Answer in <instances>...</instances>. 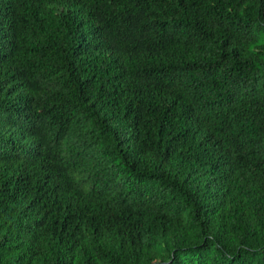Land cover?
<instances>
[{
  "label": "trees",
  "instance_id": "obj_1",
  "mask_svg": "<svg viewBox=\"0 0 264 264\" xmlns=\"http://www.w3.org/2000/svg\"><path fill=\"white\" fill-rule=\"evenodd\" d=\"M0 264H264V0H0Z\"/></svg>",
  "mask_w": 264,
  "mask_h": 264
}]
</instances>
